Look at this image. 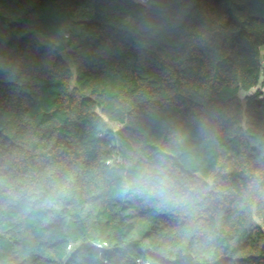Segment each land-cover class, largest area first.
I'll return each mask as SVG.
<instances>
[{
	"label": "trees",
	"instance_id": "trees-1",
	"mask_svg": "<svg viewBox=\"0 0 264 264\" xmlns=\"http://www.w3.org/2000/svg\"><path fill=\"white\" fill-rule=\"evenodd\" d=\"M263 43L264 0H0V264H264Z\"/></svg>",
	"mask_w": 264,
	"mask_h": 264
},
{
	"label": "built area",
	"instance_id": "built-area-1",
	"mask_svg": "<svg viewBox=\"0 0 264 264\" xmlns=\"http://www.w3.org/2000/svg\"><path fill=\"white\" fill-rule=\"evenodd\" d=\"M138 1L142 3H147L149 0H138ZM260 51H261L260 61H261L262 78H261V82L259 83V85L255 86L252 89V92H255L257 89L260 88L262 90L261 96L264 98V43L260 45Z\"/></svg>",
	"mask_w": 264,
	"mask_h": 264
},
{
	"label": "rangeland",
	"instance_id": "rangeland-1",
	"mask_svg": "<svg viewBox=\"0 0 264 264\" xmlns=\"http://www.w3.org/2000/svg\"><path fill=\"white\" fill-rule=\"evenodd\" d=\"M245 95V93L242 94V97Z\"/></svg>",
	"mask_w": 264,
	"mask_h": 264
}]
</instances>
